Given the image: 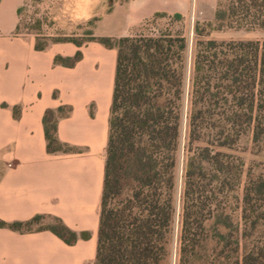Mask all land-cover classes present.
<instances>
[{"label":"trees","instance_id":"obj_1","mask_svg":"<svg viewBox=\"0 0 264 264\" xmlns=\"http://www.w3.org/2000/svg\"><path fill=\"white\" fill-rule=\"evenodd\" d=\"M212 25L264 31V0H217ZM91 41L118 52L95 264H161L177 212L187 40L166 33ZM81 57L55 63L73 66ZM192 65L179 264H264V162L245 171L244 158L228 152L264 156V41L198 39ZM44 128L48 153L74 151L57 138L55 111L46 112ZM42 219L0 220V228L49 230L68 245L90 237L59 219L33 228ZM209 243L212 262H200Z\"/></svg>","mask_w":264,"mask_h":264},{"label":"crops","instance_id":"obj_2","mask_svg":"<svg viewBox=\"0 0 264 264\" xmlns=\"http://www.w3.org/2000/svg\"><path fill=\"white\" fill-rule=\"evenodd\" d=\"M27 2L0 0V220L40 215L90 237L68 245L49 230L0 228V264H95L118 52L98 41H59L38 50L34 37L19 32ZM198 3L124 0L97 29L124 26L132 36L156 15L188 17ZM97 36L120 37L106 30ZM78 52L82 57L73 66L55 63ZM49 110L56 112L59 142L73 152L48 153ZM168 264H179L178 255Z\"/></svg>","mask_w":264,"mask_h":264},{"label":"rangeland","instance_id":"obj_3","mask_svg":"<svg viewBox=\"0 0 264 264\" xmlns=\"http://www.w3.org/2000/svg\"><path fill=\"white\" fill-rule=\"evenodd\" d=\"M124 0H28L23 8L21 26L19 32L24 35L34 37L37 44L46 45L53 42L78 41L86 43L97 34L110 32L117 36H128L129 31L124 26H113L108 29H97L99 19L110 13L116 4L120 6ZM198 5L188 17L177 19L175 15L158 14L154 18L145 22L141 27L132 33V36H159L161 34H171L176 36L183 35L187 40L186 49V81H185V101L183 107V120L181 128V151L178 156V199L176 203L177 212L174 224L172 241L168 248V255L161 264H168L170 259L179 251V234H180V201L179 195L182 191V178L185 163V145L187 142V116L189 111V92L190 76L193 68V57L195 45L198 39L216 40V41H264V31H245L236 29H216L212 25L216 10L217 0H198ZM197 2V1H195ZM117 21H122V15L118 14ZM196 28L198 30H196ZM198 31L201 35L198 37ZM115 38V37H111ZM247 144L243 143L244 148ZM244 158L246 166L245 171L250 163L264 162L263 155H254L249 150L228 151ZM259 173V171L257 172ZM244 175V179H245ZM117 203V201L115 202ZM238 213L234 214L237 219ZM55 225V221L42 219L33 225V228H40ZM213 243L207 245V250L203 253L205 256L200 262H212L210 255ZM208 256V257H207ZM208 258V259H207ZM207 259V260H206ZM232 258L230 262H235Z\"/></svg>","mask_w":264,"mask_h":264}]
</instances>
